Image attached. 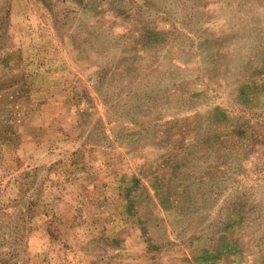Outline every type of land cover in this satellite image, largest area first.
<instances>
[{
  "label": "rangeland",
  "instance_id": "rangeland-1",
  "mask_svg": "<svg viewBox=\"0 0 264 264\" xmlns=\"http://www.w3.org/2000/svg\"><path fill=\"white\" fill-rule=\"evenodd\" d=\"M0 264H264V0H0Z\"/></svg>",
  "mask_w": 264,
  "mask_h": 264
}]
</instances>
